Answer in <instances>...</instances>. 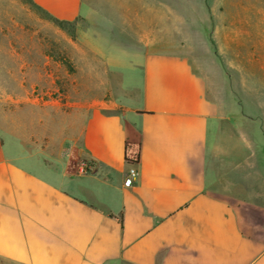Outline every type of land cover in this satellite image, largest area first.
I'll return each mask as SVG.
<instances>
[{
    "label": "crops",
    "instance_id": "0c3cea01",
    "mask_svg": "<svg viewBox=\"0 0 264 264\" xmlns=\"http://www.w3.org/2000/svg\"><path fill=\"white\" fill-rule=\"evenodd\" d=\"M30 1L89 21L103 71L73 113L0 126V264H264V96L238 109V53L179 42L177 1L106 0L105 24L83 0ZM218 26L237 49L242 24Z\"/></svg>",
    "mask_w": 264,
    "mask_h": 264
},
{
    "label": "rangeland",
    "instance_id": "374dc122",
    "mask_svg": "<svg viewBox=\"0 0 264 264\" xmlns=\"http://www.w3.org/2000/svg\"><path fill=\"white\" fill-rule=\"evenodd\" d=\"M175 1L179 7L176 36L179 42L188 38L191 51L202 57L220 50L231 56L238 53L236 59L244 70L243 82L248 85L239 93L243 103L238 109L249 114V86H257L264 96V0H162L165 6ZM83 2L105 24L107 1ZM220 19L242 24L239 28L243 34L238 38L237 49L225 38L220 48L219 38L214 36ZM59 24L30 0H0L2 128L10 129L11 115L19 117V124L25 126L27 115L39 116L48 107H62L73 113L97 92H92L90 83L98 84L102 65L93 58L83 40L90 31V22L80 19L62 23V27ZM231 58L236 60L235 56ZM54 101L55 105L51 106L49 102Z\"/></svg>",
    "mask_w": 264,
    "mask_h": 264
},
{
    "label": "built area",
    "instance_id": "2783aa9c",
    "mask_svg": "<svg viewBox=\"0 0 264 264\" xmlns=\"http://www.w3.org/2000/svg\"><path fill=\"white\" fill-rule=\"evenodd\" d=\"M136 178H137V172L135 169H132L130 171V179L134 181Z\"/></svg>",
    "mask_w": 264,
    "mask_h": 264
},
{
    "label": "trees",
    "instance_id": "16d2710c",
    "mask_svg": "<svg viewBox=\"0 0 264 264\" xmlns=\"http://www.w3.org/2000/svg\"><path fill=\"white\" fill-rule=\"evenodd\" d=\"M54 20H56V19H54ZM56 21L60 22V24H59L60 27H62V23H72V22H63V21H59V20H56Z\"/></svg>",
    "mask_w": 264,
    "mask_h": 264
}]
</instances>
